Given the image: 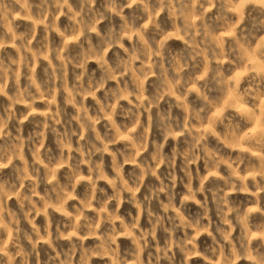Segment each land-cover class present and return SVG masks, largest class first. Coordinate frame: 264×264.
<instances>
[{
	"label": "clouds",
	"instance_id": "clouds-1",
	"mask_svg": "<svg viewBox=\"0 0 264 264\" xmlns=\"http://www.w3.org/2000/svg\"><path fill=\"white\" fill-rule=\"evenodd\" d=\"M0 264H264V0H0Z\"/></svg>",
	"mask_w": 264,
	"mask_h": 264
}]
</instances>
